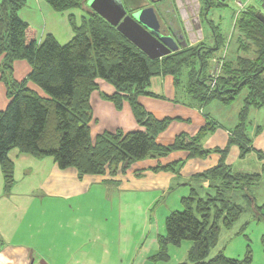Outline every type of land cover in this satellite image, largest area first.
Instances as JSON below:
<instances>
[{
    "label": "trees",
    "instance_id": "trees-1",
    "mask_svg": "<svg viewBox=\"0 0 264 264\" xmlns=\"http://www.w3.org/2000/svg\"><path fill=\"white\" fill-rule=\"evenodd\" d=\"M44 1L54 11L67 13L73 31L67 42L61 44L47 34L38 43L36 29L19 16L24 0H0V80L8 98L5 108L0 110V169L4 191L8 192L14 182L13 163L8 157L12 149L35 158L50 156L59 168H75L79 176L106 171L113 175L119 166L123 173L135 161L164 157L173 151H185L189 158L217 153L219 159L215 165L193 176L198 185L186 182L190 188L188 195L180 198L182 210L171 211L165 217V233L157 234L158 250L150 259L167 261L168 246L177 247L188 240L193 245L186 260L177 264H249V251L244 260L221 253L208 258V254L218 241L221 227L229 229L244 211L226 195L228 190L241 189L244 196L250 197L255 217L264 219V204H255L249 192L262 175L232 172L226 164L230 145L239 146L240 157L250 151L246 136L248 110L264 108V23L256 18L258 10L248 6L237 14L233 36L237 53L229 57L235 58L236 65L232 67L229 61L225 62L222 75L211 85L212 80L206 75L211 55L220 44H226L216 28L213 27L216 44L212 46L201 42L151 59L90 9L87 0ZM201 1L204 10L225 3ZM77 11L83 12L79 23ZM16 60H25L31 67L21 81L13 77L12 64ZM156 75H172L177 95L199 108L213 100L229 104L245 90L239 122L224 148L203 147L204 136L216 126L210 120L195 135L180 133L168 145L157 144L156 135L166 128L170 119H156L137 101L138 95L151 94L147 90L149 81ZM97 78L115 88L113 94L103 97L117 108L126 100L142 130L105 131L92 141L88 125L92 118L89 95L97 89ZM180 165L174 161L165 166L158 164L151 170L176 173ZM201 181H208L207 187Z\"/></svg>",
    "mask_w": 264,
    "mask_h": 264
},
{
    "label": "crops",
    "instance_id": "crops-1",
    "mask_svg": "<svg viewBox=\"0 0 264 264\" xmlns=\"http://www.w3.org/2000/svg\"><path fill=\"white\" fill-rule=\"evenodd\" d=\"M126 1L128 3L130 0ZM134 1L136 3H131V6L153 7L161 28L177 38L179 48L201 42L208 46L216 44L217 36L213 29L216 25L209 17V11L214 7L204 10L201 0ZM24 2L19 16L37 29L38 43L47 34L53 35L61 44L72 37L73 31L67 13L54 11L44 0ZM82 15V11L75 12L78 23ZM236 16L235 12L228 39L214 27L217 34L224 37L226 44H220L214 52L210 67L213 59L237 53L233 37ZM12 67L13 77L17 81L26 78L31 69L25 60L14 61ZM96 84L97 89L89 95L92 118L88 125L92 141L105 131L119 130L125 133L143 129L135 120L126 100L117 108L103 97L115 92L112 84L101 78L96 79ZM29 86L37 88L31 83ZM147 90L151 94L138 95V103L156 119H170L166 128L156 135L157 144L168 145L180 133L195 135L210 120L216 126L202 140L203 147L207 149H221L227 145L231 131L239 122V112L246 95L243 90L239 93H242L241 96L237 95L229 104L213 100L199 108L187 102L188 99L181 98L179 93L177 95L172 75L151 77ZM7 102L5 86L0 80V110L5 108ZM263 124L264 108L250 107L246 122L250 151L240 157L239 146L232 144L226 157V164L232 172L261 174V180L254 185L264 179ZM8 157L13 163L14 182L10 190L5 192L0 169V264H116L122 242L119 235L115 238V226L110 227L104 211L114 204L115 199L119 202L126 185H136L139 180L150 176V186H154L153 190L150 189L151 192L163 197L165 193L177 188L185 189L188 195L190 187L186 182L198 185L199 181L193 176L212 167L219 159L217 153H210L204 158H189L187 152L179 150L164 157L135 161L123 173L119 166L113 175L106 171L99 175L79 176L75 168H59L50 156L35 158L12 149ZM246 160H249L252 168L243 165ZM174 161L181 163L176 173L151 170L158 164L165 166ZM200 183L204 187L208 185V181ZM100 199L106 201V204L102 203L101 209L100 206L95 209V200ZM96 212L99 213L98 220H95ZM114 242L118 245L116 253L111 251V244Z\"/></svg>",
    "mask_w": 264,
    "mask_h": 264
},
{
    "label": "rangeland",
    "instance_id": "rangeland-1",
    "mask_svg": "<svg viewBox=\"0 0 264 264\" xmlns=\"http://www.w3.org/2000/svg\"><path fill=\"white\" fill-rule=\"evenodd\" d=\"M234 1L225 0L224 6L214 7L209 11V17L213 19L214 25H216L214 27L223 36L226 35V39L231 33L234 13L237 10ZM240 1L264 13V9L260 8L255 0ZM130 4L131 2L127 3L129 6ZM249 45L251 44L249 43ZM183 47L185 46L180 47V49ZM212 57L213 55H211ZM225 57L221 55L220 58L213 59V65L206 74L212 80L211 85L212 82H215L222 75L225 62L229 61L232 67H235V58L231 59L229 56V59H226ZM241 94L239 95L241 96ZM260 122L263 123L262 121ZM243 165L252 168L249 160L244 161ZM151 180L150 176H146L143 180H139L136 185L127 184L119 198V202L115 199L114 204L104 211L106 212V217H108L110 227L115 226V232H113L115 238L119 235L122 242L119 256H115L116 260L119 258L116 264H177L186 260L187 252L193 245V242L188 240L183 241L177 247L169 245V259L167 261H151L150 257L156 254L158 250L157 241L155 240L156 236L157 234L165 233V217L171 211L182 210L180 198L187 194L185 189L178 190L176 188L167 194L165 193L162 197L159 193L151 192L154 187L153 185L150 186ZM249 192L253 196L255 204H263L264 179L258 185L250 186ZM243 194L244 192L241 189H230L227 191L226 195L232 201L239 203L244 211L229 229L221 227L218 241L214 247L210 248L208 258L221 253L229 258L244 260L249 251L251 257L249 264H264V219L255 217L252 209L253 203L249 201L250 197H246ZM102 203L106 204V201L102 199L95 200V209L98 206L101 209ZM94 216L95 220L99 219L98 212ZM104 217L105 215H103V219ZM117 249L118 245L115 242L112 243L111 251L116 253ZM115 253L112 254L115 255Z\"/></svg>",
    "mask_w": 264,
    "mask_h": 264
},
{
    "label": "water",
    "instance_id": "water-1",
    "mask_svg": "<svg viewBox=\"0 0 264 264\" xmlns=\"http://www.w3.org/2000/svg\"><path fill=\"white\" fill-rule=\"evenodd\" d=\"M255 1L264 9V0ZM86 5L151 59L161 58L179 48L173 35L164 34L152 6L131 7L125 0H87ZM256 18L264 23L261 10L257 11Z\"/></svg>",
    "mask_w": 264,
    "mask_h": 264
},
{
    "label": "built area",
    "instance_id": "built-area-1",
    "mask_svg": "<svg viewBox=\"0 0 264 264\" xmlns=\"http://www.w3.org/2000/svg\"><path fill=\"white\" fill-rule=\"evenodd\" d=\"M234 2H235L236 7H237L236 14H238L239 12H241V10H244L247 7L246 3H244L240 0H235ZM212 84H214V82H212Z\"/></svg>",
    "mask_w": 264,
    "mask_h": 264
},
{
    "label": "flooded vegetation",
    "instance_id": "flooded-vegetation-1",
    "mask_svg": "<svg viewBox=\"0 0 264 264\" xmlns=\"http://www.w3.org/2000/svg\"><path fill=\"white\" fill-rule=\"evenodd\" d=\"M148 6V5H147ZM163 29V28H162ZM164 34H168V33H166L165 31H164ZM170 34V33H169ZM171 35V34H170ZM175 38V37H174ZM177 38H175V40H176ZM177 41V40H176Z\"/></svg>",
    "mask_w": 264,
    "mask_h": 264
}]
</instances>
